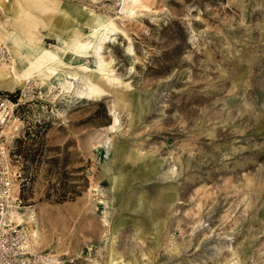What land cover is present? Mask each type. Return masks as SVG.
I'll list each match as a JSON object with an SVG mask.
<instances>
[{
    "label": "rangeland",
    "instance_id": "374dc122",
    "mask_svg": "<svg viewBox=\"0 0 264 264\" xmlns=\"http://www.w3.org/2000/svg\"><path fill=\"white\" fill-rule=\"evenodd\" d=\"M2 2L7 31L69 48L44 82L4 90L32 249L50 264H264V0ZM93 14L118 26L109 77L76 58Z\"/></svg>",
    "mask_w": 264,
    "mask_h": 264
},
{
    "label": "bare ground",
    "instance_id": "6f19581e",
    "mask_svg": "<svg viewBox=\"0 0 264 264\" xmlns=\"http://www.w3.org/2000/svg\"><path fill=\"white\" fill-rule=\"evenodd\" d=\"M2 1L10 3V0H0V9H3L4 3ZM138 1L139 0H123L121 11L133 14V12H135L133 11V8L137 6L136 3H138ZM128 3H130L129 6H127ZM89 22L91 34L86 40L78 45L75 50L77 52L76 58H82V56L85 57V55L91 53L95 59H97L98 70H100L106 77H109L111 60H105L106 58L103 55L102 49L110 36L118 30V26L111 18L101 15H92L89 18ZM0 29V38L5 41L8 50L7 60L0 64L1 90L13 91L17 86H21L24 82L33 81L32 79L34 77H38L44 82V79H48L51 74H56V69L61 61L55 54H51L37 46L26 44L16 32L7 31L2 25L0 26ZM67 57V54L64 52L62 58L68 59ZM75 92L87 97L97 96L95 90L90 88L86 83L77 86ZM9 104L11 105V102L5 98L3 104L0 106V127L4 123L6 117L12 112V107H10ZM117 121L118 118L114 116L113 124L110 126V129L115 128ZM0 131L3 133L2 130ZM20 205L21 204H16L9 209L5 216L9 220L18 224H23L22 220H19L22 208ZM30 220H33V215L30 216ZM31 240L34 239H31L30 235L28 246L30 251L35 252L32 249ZM40 258L42 264H50V262H46L47 260L44 255H41Z\"/></svg>",
    "mask_w": 264,
    "mask_h": 264
},
{
    "label": "built area",
    "instance_id": "2783aa9c",
    "mask_svg": "<svg viewBox=\"0 0 264 264\" xmlns=\"http://www.w3.org/2000/svg\"><path fill=\"white\" fill-rule=\"evenodd\" d=\"M7 55L6 44L0 39V64L7 60ZM4 96L5 91L0 89V106ZM11 149L9 141L0 132V264H42L41 255L29 249L28 227L5 216L9 209L21 204L19 174L12 163Z\"/></svg>",
    "mask_w": 264,
    "mask_h": 264
},
{
    "label": "crops",
    "instance_id": "0c3cea01",
    "mask_svg": "<svg viewBox=\"0 0 264 264\" xmlns=\"http://www.w3.org/2000/svg\"><path fill=\"white\" fill-rule=\"evenodd\" d=\"M93 15H94V14H93ZM95 15H96V14H95ZM88 20H89V19H88ZM89 23H90V22H89ZM14 32H16V31L14 30ZM21 38H22V37H21ZM24 42H25L26 44H28V45H32V44H29L28 42H26L25 40H24ZM32 46H37V45H32ZM37 47H39V46H37ZM65 47H66L67 49H69V48H68V45H67V46H64V48H63V54H64V52L67 53V52L69 51V50H67ZM39 48H41V47H39ZM46 51H47V52H50L49 50H46ZM50 53H51V52H50ZM51 54H53V53H51ZM67 56L69 57V55H67ZM57 57H58L59 59H64V58H62L61 56H60V57L57 56ZM68 57H67V58H68ZM69 59H72V57H70Z\"/></svg>",
    "mask_w": 264,
    "mask_h": 264
}]
</instances>
